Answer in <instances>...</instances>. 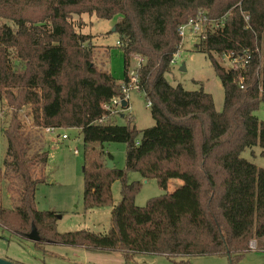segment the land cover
I'll use <instances>...</instances> for the list:
<instances>
[{
    "label": "trees",
    "instance_id": "trees-1",
    "mask_svg": "<svg viewBox=\"0 0 264 264\" xmlns=\"http://www.w3.org/2000/svg\"><path fill=\"white\" fill-rule=\"evenodd\" d=\"M85 15L118 18L114 33L123 82L132 57L145 60L138 87L153 127L137 131L130 120L118 126L101 108L124 94L109 73L94 66L93 36L77 32L71 22ZM190 20L202 25L196 50L220 80L221 112L202 89L189 92L164 77L180 52L178 29ZM224 59L238 66L226 70ZM0 101L9 113L3 166L19 182L18 203L12 209L0 205V227L10 235L27 239L35 229L40 244L117 252L125 263L136 255L181 259L180 264L221 255L233 263L253 241L264 252V169L241 158L253 147L264 157V122L255 116L264 106V0H0ZM24 111L37 129L81 131L84 209L111 206L108 234H59L55 213L36 210L42 181L31 170L47 161V153L28 157ZM107 143L126 145L125 170L106 167L111 157L101 149ZM127 172L155 180L162 191L171 180L181 185L140 208L134 204L140 184L127 183ZM115 181L121 200L114 206Z\"/></svg>",
    "mask_w": 264,
    "mask_h": 264
},
{
    "label": "rangeland",
    "instance_id": "rangeland-1",
    "mask_svg": "<svg viewBox=\"0 0 264 264\" xmlns=\"http://www.w3.org/2000/svg\"><path fill=\"white\" fill-rule=\"evenodd\" d=\"M117 20L118 18L111 21H99L94 16L86 15L82 16L80 21L77 16L71 18L77 32L93 36L90 44L94 66L100 72L109 73L115 83L120 84L124 78V61L117 46L118 36L113 32ZM212 27L214 30L219 26L212 25ZM188 35L183 37L180 52L175 57L176 63L164 77L170 85H181L184 90L189 92L202 89L212 96L215 110L221 112L224 94L220 80L205 55L196 50V46L200 42L198 36ZM143 61L145 62L144 59ZM134 64L131 61L130 69L134 68ZM221 65L226 70L232 67L225 59ZM182 67L184 71H180ZM8 114L3 102L0 101V205L5 209H12L18 203L19 182L12 174H9L11 173L10 169L3 166L7 153V141L3 132L7 126L5 117ZM25 115L24 111L22 120L29 140L28 157L32 159L37 151L47 153V161L43 165H35L31 170L32 178L42 181L37 185L34 195L36 210L55 213L53 226L59 234L83 230L97 235L108 234L111 228V206L88 211L84 209L85 149L81 131L75 128L40 130L33 127L30 118ZM255 116L260 122H264L263 105L259 106ZM113 117V121L118 126H127L130 120L131 125L137 131L154 126L150 107L139 90H132L129 93L128 108L121 110ZM101 151L107 158L111 157L109 161H106V166L110 162L114 169L125 170V144H103ZM260 152L259 147L246 149L242 152L241 158L259 169H264V157L260 156ZM126 181L127 183L138 182L140 184L139 191L134 197L135 206L140 208L145 207L147 202L153 198L172 193L181 184L178 180H171L167 191H162L155 180H144L139 174L133 172L126 173ZM120 189V182L115 181L111 187L114 206L121 200ZM249 249V252L233 263L227 256L221 255L189 257L184 260L189 264H264V252L256 250L254 241L250 243ZM0 259L16 264H180L178 262L181 260H169L163 256L136 255L133 262L125 263L123 256L117 252L70 247L48 242L34 243L28 239L12 236L1 227Z\"/></svg>",
    "mask_w": 264,
    "mask_h": 264
},
{
    "label": "built area",
    "instance_id": "built-area-1",
    "mask_svg": "<svg viewBox=\"0 0 264 264\" xmlns=\"http://www.w3.org/2000/svg\"><path fill=\"white\" fill-rule=\"evenodd\" d=\"M202 33H203V28H202L201 23L198 22V21H193V20H190L186 25L181 26L178 29V34H179V36L181 38V41L183 40V37L185 35H187V34L194 35V36H199ZM132 61L135 64H134V68L130 69V71L127 72V81L126 82L122 81L120 83V86L122 88V92L124 94V97L123 98H119V99H113L110 103L101 105V108L105 112H109V113H111L114 116L117 115L118 112H120L121 110H125V109L128 108L129 93L132 90H136V91L139 90V87H138V73L137 72L143 66L144 61H143V59L140 56H133L132 57ZM175 63H176V61H175V58H174L171 61V65L173 66ZM231 65H234L235 67L238 66L234 60H232ZM238 83H239L238 87L240 89H242L243 88L242 87V83L240 81ZM122 102H125L127 104L125 109L122 108ZM63 138H64V136H63Z\"/></svg>",
    "mask_w": 264,
    "mask_h": 264
},
{
    "label": "water",
    "instance_id": "water-1",
    "mask_svg": "<svg viewBox=\"0 0 264 264\" xmlns=\"http://www.w3.org/2000/svg\"><path fill=\"white\" fill-rule=\"evenodd\" d=\"M113 32H114V29H113ZM180 71H184V68L182 67ZM126 106L127 104L125 102H122V108L125 109ZM106 167L110 169V168H113V165L110 162H108V165ZM27 239L34 243H38L40 240L35 229L31 230L30 234L27 236ZM0 264H16V263H13L8 260L0 259Z\"/></svg>",
    "mask_w": 264,
    "mask_h": 264
},
{
    "label": "crops",
    "instance_id": "crops-1",
    "mask_svg": "<svg viewBox=\"0 0 264 264\" xmlns=\"http://www.w3.org/2000/svg\"><path fill=\"white\" fill-rule=\"evenodd\" d=\"M181 184H179V186H180Z\"/></svg>",
    "mask_w": 264,
    "mask_h": 264
}]
</instances>
